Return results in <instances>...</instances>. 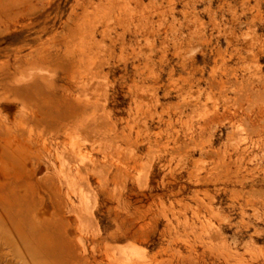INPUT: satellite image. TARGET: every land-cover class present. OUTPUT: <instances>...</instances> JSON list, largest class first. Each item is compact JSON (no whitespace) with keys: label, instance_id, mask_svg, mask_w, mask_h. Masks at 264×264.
<instances>
[{"label":"rangeland","instance_id":"rangeland-1","mask_svg":"<svg viewBox=\"0 0 264 264\" xmlns=\"http://www.w3.org/2000/svg\"><path fill=\"white\" fill-rule=\"evenodd\" d=\"M11 240L264 264V0H0V264H34Z\"/></svg>","mask_w":264,"mask_h":264},{"label":"bare ground","instance_id":"bare-ground-1","mask_svg":"<svg viewBox=\"0 0 264 264\" xmlns=\"http://www.w3.org/2000/svg\"><path fill=\"white\" fill-rule=\"evenodd\" d=\"M78 241H80V239ZM11 242H12V240H11ZM13 245L15 247V250L20 254V256H22L23 249H24L25 252L28 255L29 261L33 262L34 264H39V262L36 260V257H35L36 255L33 254L34 251L31 250L30 248L26 247L27 246L26 244H25L26 246L23 245V249L19 246L18 243H13ZM78 246L80 247V249H81L82 252H85V250H84L85 247L83 248V243L82 244H78Z\"/></svg>","mask_w":264,"mask_h":264}]
</instances>
